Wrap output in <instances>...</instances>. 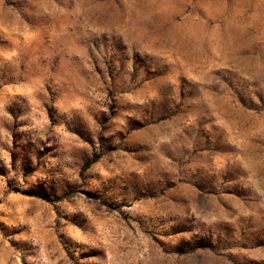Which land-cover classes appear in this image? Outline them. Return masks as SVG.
I'll use <instances>...</instances> for the list:
<instances>
[{"label":"rangeland","instance_id":"374dc122","mask_svg":"<svg viewBox=\"0 0 264 264\" xmlns=\"http://www.w3.org/2000/svg\"><path fill=\"white\" fill-rule=\"evenodd\" d=\"M0 264H264V0H0Z\"/></svg>","mask_w":264,"mask_h":264}]
</instances>
